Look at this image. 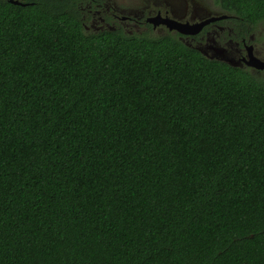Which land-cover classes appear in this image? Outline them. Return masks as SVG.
Wrapping results in <instances>:
<instances>
[{
	"label": "trees",
	"instance_id": "obj_1",
	"mask_svg": "<svg viewBox=\"0 0 264 264\" xmlns=\"http://www.w3.org/2000/svg\"><path fill=\"white\" fill-rule=\"evenodd\" d=\"M76 1L0 0V264H264V76Z\"/></svg>",
	"mask_w": 264,
	"mask_h": 264
},
{
	"label": "flooded vegetation",
	"instance_id": "obj_2",
	"mask_svg": "<svg viewBox=\"0 0 264 264\" xmlns=\"http://www.w3.org/2000/svg\"><path fill=\"white\" fill-rule=\"evenodd\" d=\"M17 1L22 3L21 0ZM91 2H94V4L92 5ZM76 3L83 29L86 27L89 30L87 25H91L92 28L94 25H118L119 27L114 28L122 31L124 29L122 25H131L133 33H152L154 31L170 33L184 43H187V41L190 44L192 43V46L198 45L197 41H206L213 36L221 38L224 35L227 37L230 47L236 49L237 58L242 63L241 67L258 76H264V70L245 63L248 55L264 61V38L254 34V30L257 29L256 25H260V22L253 28L249 26L242 28L241 23L232 19L233 15L231 13L216 6L213 0H163L152 3L154 6L143 10L140 15L134 12L119 14L113 12L114 9H110L107 13L98 16L95 15L100 12V8L96 6L101 5L100 0H77ZM199 3L205 6L207 10L197 7ZM85 14L89 20L94 17L96 20L89 24L84 19ZM168 22L179 23L180 25L203 26L195 34H183L175 29H170L167 26ZM159 27L161 29H157Z\"/></svg>",
	"mask_w": 264,
	"mask_h": 264
},
{
	"label": "rangeland",
	"instance_id": "obj_3",
	"mask_svg": "<svg viewBox=\"0 0 264 264\" xmlns=\"http://www.w3.org/2000/svg\"><path fill=\"white\" fill-rule=\"evenodd\" d=\"M100 1H101V5L96 6L97 8H100V12L97 13L95 16L101 15L102 13H107L110 9H114L112 11L117 12L119 14L134 12V13L140 15V13L143 10L147 9L150 6H154L152 3L163 1V0H100ZM91 4L93 5L94 2H91ZM197 7L207 10L206 7L200 3L198 4ZM211 8L214 9L213 7H211ZM84 19L89 24H91L94 20H96L95 17L93 19L89 20L88 17L86 16V14H85ZM87 26L89 27V30L85 27L84 28L85 32H90V31L95 32L98 30L100 31L103 29H115L114 27H119L118 25H105V26H102V25L95 26L94 25L93 28L91 25H87ZM122 26H124V29H122V31L124 33L133 34V31H132L133 27L131 25H122ZM256 26H257L256 27L257 29L255 28L256 30H254V34H256L257 36H262L264 38V22H260V25H256ZM157 29H161V28L159 27ZM147 34L157 36V35H162V34H166V33L154 31L152 33H147ZM223 36L221 38H219V37L215 38L213 36L212 38H210L209 40H206V41L205 40L201 41V42L197 41L198 45H194V44L193 45L198 46L200 48H203V49H205V50H207L213 54H217L219 52H222L220 54H222L224 57L228 58L231 63L240 64V66H242L241 61L237 58L236 49L230 47L227 37H225V36L223 37ZM187 43H189V42L187 41ZM191 44H190V46H192Z\"/></svg>",
	"mask_w": 264,
	"mask_h": 264
},
{
	"label": "water",
	"instance_id": "obj_4",
	"mask_svg": "<svg viewBox=\"0 0 264 264\" xmlns=\"http://www.w3.org/2000/svg\"><path fill=\"white\" fill-rule=\"evenodd\" d=\"M11 2H14V3H19V1L17 0H10ZM167 26L170 28V29H175L183 34H195L196 32H198L201 27L203 25H180L179 23H173V22H168L167 23ZM190 46V44H187ZM194 48H196L199 52H201L204 56L210 58V59H217V60H221V61H225L227 63H229L230 65H233V66H240V64H233L229 61L228 58L224 57L222 54V52H219L217 54H213L203 48H200L198 46H193ZM245 63L247 65H250V66H253L257 69H262L264 70V61L252 56V55H248V59L245 61Z\"/></svg>",
	"mask_w": 264,
	"mask_h": 264
}]
</instances>
